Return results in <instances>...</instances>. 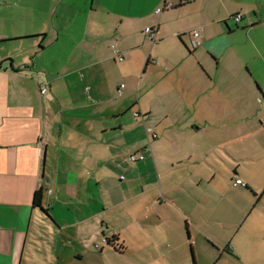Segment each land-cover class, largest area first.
<instances>
[{"label": "crops", "instance_id": "1", "mask_svg": "<svg viewBox=\"0 0 264 264\" xmlns=\"http://www.w3.org/2000/svg\"><path fill=\"white\" fill-rule=\"evenodd\" d=\"M162 67L164 113L131 94ZM260 98L264 0H0V264H34L43 222L56 231L47 264H203L204 242L221 257L233 229L220 239L224 228L208 226L223 222L201 189L208 177L174 170L208 157L174 137L215 133L229 147L255 132L244 120L263 123Z\"/></svg>", "mask_w": 264, "mask_h": 264}, {"label": "rangeland", "instance_id": "2", "mask_svg": "<svg viewBox=\"0 0 264 264\" xmlns=\"http://www.w3.org/2000/svg\"><path fill=\"white\" fill-rule=\"evenodd\" d=\"M151 49L152 46L150 50ZM189 64H192V62L186 63V61H183V65L186 66ZM167 69L168 67H162L160 71L163 72L162 74L149 70L140 83V90L135 89V91L131 93L134 95V98L135 95L138 97L144 94L146 98H143V102L146 103V100L149 99V102L152 101L150 103L152 109L160 113H164L165 110L168 109L167 104L159 103V95H167V90H170V86L169 84L167 85L168 81L166 80ZM141 75L142 73L139 77ZM147 88L149 89V93L145 92ZM262 103L263 101L261 98L259 103H253L256 109L254 115L262 110L264 111V104ZM198 105L199 102L193 104V107H198ZM254 117L255 119L250 117L244 121L247 122L246 126H248V129L254 125L253 128L255 132L253 134H247L248 130H243L245 132L243 135H236L239 141L234 144H229V147L224 146V149L220 148L221 145H219V147L216 145L221 142L222 139H226V137L215 135V133L208 134L202 132L200 134H194L188 131L174 137L175 141L191 148L193 154L201 155L202 160L204 155L208 157V165L206 168V165L200 164L193 159L191 162L183 164V168L177 167L174 168V170L176 172L184 170L186 171L184 174L190 171L192 176L202 174L208 177V179L202 183L201 189L205 190L207 193L208 207L213 210L216 209L217 213L221 214L218 215V218L220 221H223L219 223H210L208 226L216 224L217 229H219V226L224 228L220 233V239H226V237H228L226 236L227 231L232 228L233 231L229 232L230 234H228L229 238L227 242H229L231 250L234 247L233 244L238 247V251H236L235 254L224 252L221 257L212 258L207 253H212L217 246L216 244H212V242L210 244L209 242H204L201 247H199L203 255V264H264V119H262L263 123H261L258 116ZM211 121L212 120H209V122ZM231 121L232 120L226 121V128ZM236 121L237 120H234V122ZM134 143H136V141H133V144ZM228 153L240 159L244 158L245 160L232 162L231 157L233 156L230 157ZM136 156L138 157L139 155ZM158 163L159 174L162 177L161 181L165 182L164 177L170 170L165 169L163 165H161L165 163L160 161ZM234 173L248 185L249 189L234 185ZM213 175L215 176L214 178ZM118 176H122V178L116 179L114 188H116L117 184L120 185L121 181L125 184L128 179V174L123 171L120 172ZM249 190H253L256 196L252 195ZM214 194H216V197ZM37 234L42 236V240H39L37 248L31 247L32 250H30V252L35 261L34 264H47L45 262V256L48 255L47 252L52 245V241L55 239L56 231L50 228L47 223L43 222L37 225ZM244 235L246 237H244ZM219 245V249L224 246ZM113 249L118 252L122 251L123 247L119 245ZM94 250L99 254V249L94 248ZM188 252L191 260L190 251L188 250ZM112 254L113 253L109 252L106 247L104 248V256L110 257ZM170 255H172V253ZM105 260L107 261L108 258H105ZM53 261L54 260L49 259L50 263H53Z\"/></svg>", "mask_w": 264, "mask_h": 264}, {"label": "built area", "instance_id": "3", "mask_svg": "<svg viewBox=\"0 0 264 264\" xmlns=\"http://www.w3.org/2000/svg\"><path fill=\"white\" fill-rule=\"evenodd\" d=\"M163 8H165V5L163 6ZM163 8H158L156 10V13H160L163 10ZM239 20H240V16H235L234 17V21L235 22H238ZM191 33H192V36L194 37V40H192L191 41V44H190V48L192 49V48H196L199 45V42L197 41V38L199 36V31L198 30H193ZM144 34H145L147 40L150 43H154L156 41V39H155V33H154V31L151 28H146L145 31H144ZM40 93H41V95H47V88L46 87H42L40 89ZM135 116H138V115L135 114ZM150 136H151L152 139L153 138H156V135L154 133L153 134H150ZM39 151H41V150L39 149ZM130 159L132 161H136L137 159L142 160L143 159V156L142 155H139L137 157L135 154H132L130 156ZM233 178H234V184L235 185L241 186L243 188L246 187V184L241 179L237 178V176L234 175ZM102 243L105 244L106 243V239H103L102 240Z\"/></svg>", "mask_w": 264, "mask_h": 264}, {"label": "trees", "instance_id": "4", "mask_svg": "<svg viewBox=\"0 0 264 264\" xmlns=\"http://www.w3.org/2000/svg\"><path fill=\"white\" fill-rule=\"evenodd\" d=\"M247 187V185H246ZM44 192H45V189L43 186H40L35 192H34V195H33V206L40 209V210H43L42 208V204H43V199H44ZM115 238L113 237L112 240H114ZM106 243H108L109 245H111L113 248H115V246H113L111 240H106ZM229 247L226 246L224 248V251L225 252H228V253H231L230 249H228Z\"/></svg>", "mask_w": 264, "mask_h": 264}]
</instances>
